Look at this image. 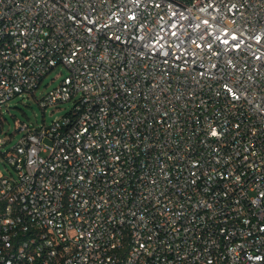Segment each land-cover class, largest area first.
<instances>
[{"label": "built area", "instance_id": "obj_1", "mask_svg": "<svg viewBox=\"0 0 264 264\" xmlns=\"http://www.w3.org/2000/svg\"><path fill=\"white\" fill-rule=\"evenodd\" d=\"M0 264H264V0H0Z\"/></svg>", "mask_w": 264, "mask_h": 264}, {"label": "rangeland", "instance_id": "obj_2", "mask_svg": "<svg viewBox=\"0 0 264 264\" xmlns=\"http://www.w3.org/2000/svg\"><path fill=\"white\" fill-rule=\"evenodd\" d=\"M67 75H69L67 68L58 66L44 78L35 94L36 97L28 93L17 95L0 108V138L11 139L3 146L2 151L15 146L24 135V131L18 130L17 123H27L32 127H39L44 123L50 125L53 121L61 119L72 111L76 98L49 106L46 110H43L39 104V100L58 87ZM0 170L11 179L17 178L14 168L1 158Z\"/></svg>", "mask_w": 264, "mask_h": 264}, {"label": "trees", "instance_id": "obj_3", "mask_svg": "<svg viewBox=\"0 0 264 264\" xmlns=\"http://www.w3.org/2000/svg\"><path fill=\"white\" fill-rule=\"evenodd\" d=\"M73 109H74V107H73ZM73 109H72V111L69 114H71L73 112ZM69 114H67V115H69Z\"/></svg>", "mask_w": 264, "mask_h": 264}]
</instances>
